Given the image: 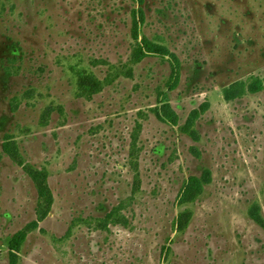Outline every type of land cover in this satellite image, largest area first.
I'll list each match as a JSON object with an SVG mask.
<instances>
[{
	"label": "rangeland",
	"instance_id": "obj_1",
	"mask_svg": "<svg viewBox=\"0 0 264 264\" xmlns=\"http://www.w3.org/2000/svg\"><path fill=\"white\" fill-rule=\"evenodd\" d=\"M253 78L264 0H0V264L20 232L17 264H264V88L223 95ZM164 94L177 126L154 114ZM202 107L194 141L181 128ZM5 145L46 173L44 219Z\"/></svg>",
	"mask_w": 264,
	"mask_h": 264
},
{
	"label": "trees",
	"instance_id": "obj_2",
	"mask_svg": "<svg viewBox=\"0 0 264 264\" xmlns=\"http://www.w3.org/2000/svg\"><path fill=\"white\" fill-rule=\"evenodd\" d=\"M139 5H143L144 0H137ZM140 13L143 18V11L140 9ZM141 51L146 50L149 53H160L163 49L157 45H153L147 39H144L143 43L140 45ZM4 72L11 76L13 75L7 67L4 68ZM101 83L92 76H83L79 79V87L83 92H95L100 88ZM264 88V81L259 78H253L250 85L246 86L245 83H238L230 88L224 90L223 95L227 101H231L239 98L243 93L248 92L251 94L257 93ZM164 105L161 109H155L154 114L158 118H165L173 125H178V120L176 114L171 110L168 105V100L166 94H164ZM205 107H202L200 111H194L188 118L186 124L181 128L182 132L192 138L194 141H197L198 138L195 136L193 131V125L195 118L200 114L201 111H204ZM5 151L12 159L20 166L24 168L26 173L32 178L36 184L38 194H39V204H38V217L40 220L44 219L51 211L53 204V196L47 184V176L44 171H39L34 168L27 167L23 164L21 160L18 159L17 155L12 154L11 151L5 145ZM209 171H206L201 178L191 177L186 187L181 195L180 202L182 204H187L193 202L197 197H199L203 190V185L207 183ZM192 212L184 211L178 216V229L183 231L187 226L188 222L191 219ZM113 215H109L107 219H111ZM252 219L257 222L262 228H264V220L260 215V207H256L251 213ZM36 226L37 224L34 223ZM27 238L26 232H20L15 235L10 243V264H17L19 259V252L21 246L24 244Z\"/></svg>",
	"mask_w": 264,
	"mask_h": 264
}]
</instances>
